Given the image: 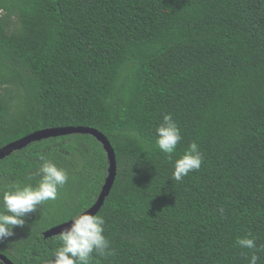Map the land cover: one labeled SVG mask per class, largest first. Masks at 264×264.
<instances>
[{"label": "trees", "instance_id": "obj_1", "mask_svg": "<svg viewBox=\"0 0 264 264\" xmlns=\"http://www.w3.org/2000/svg\"><path fill=\"white\" fill-rule=\"evenodd\" d=\"M164 114L183 138L171 159L155 145ZM65 126L98 129L117 157L97 214L114 254L91 264H248L256 250L236 239L264 248V0H0V148ZM193 141L201 168L175 181ZM41 153L69 179L17 258L13 236L0 242L15 264H45L59 245L43 232L88 209L107 176L103 145L76 133L0 160V191L36 185Z\"/></svg>", "mask_w": 264, "mask_h": 264}, {"label": "clouds", "instance_id": "obj_2", "mask_svg": "<svg viewBox=\"0 0 264 264\" xmlns=\"http://www.w3.org/2000/svg\"><path fill=\"white\" fill-rule=\"evenodd\" d=\"M155 145L158 150L172 158L177 145L183 139L177 123L171 114H164L162 121L155 129ZM51 153H41L38 172L40 179L35 186L26 184L23 186L13 185L9 190L0 191V242L14 235L15 227L25 225V217L37 212L41 205L50 200H56L59 190L68 182V172L58 167L49 156ZM203 154L199 145L193 141L188 145L184 153L175 159L173 163L172 179L182 181L190 172L201 168ZM223 215V209H219ZM105 219L101 215H93L87 211L80 212L71 218L70 227L62 229L56 235L58 243L51 257L45 264H91L93 253L102 258L113 255L110 242L103 234ZM248 236L237 238L236 244L241 249L253 251L251 255L245 254L248 264H257L260 251L256 244V238Z\"/></svg>", "mask_w": 264, "mask_h": 264}, {"label": "water", "instance_id": "obj_3", "mask_svg": "<svg viewBox=\"0 0 264 264\" xmlns=\"http://www.w3.org/2000/svg\"><path fill=\"white\" fill-rule=\"evenodd\" d=\"M90 134L95 137L102 145L106 152L108 159V169L107 176L105 178L104 184L102 186L101 192L98 195L97 200L85 211L90 214L97 215L98 212L103 207L106 198L109 196L117 176V157L113 145L111 144L108 137L98 129L94 127H85V126H65V127H50L40 129L29 135H26L14 142H11L4 147L0 148V160L10 156L13 152L21 150L27 147L32 142L41 141L48 138H55L70 134ZM84 212V211H83ZM71 219L50 227L49 229L43 232L45 238L56 236L61 232L62 229L70 227ZM0 260L4 264H15L8 256L0 252Z\"/></svg>", "mask_w": 264, "mask_h": 264}, {"label": "rangeland", "instance_id": "obj_4", "mask_svg": "<svg viewBox=\"0 0 264 264\" xmlns=\"http://www.w3.org/2000/svg\"><path fill=\"white\" fill-rule=\"evenodd\" d=\"M17 26V19L14 17L11 19V30H16ZM1 93L5 94L7 98L12 97V106L14 108L18 105V98L21 96V93L17 92L14 87L2 88ZM80 146H82L86 150L84 145L81 144ZM63 160L67 162L70 166H74L75 161L80 162L79 156L69 152H65ZM32 185L35 186L34 184ZM59 197L60 196H58L56 200H50L45 202L43 205L40 206L37 212L26 216L25 225L23 227H16L13 237L8 240V254L14 256V258L18 257L25 237L40 229L39 223L43 222L46 218L51 216V210L55 208V204L57 203Z\"/></svg>", "mask_w": 264, "mask_h": 264}]
</instances>
